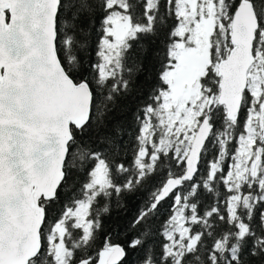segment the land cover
Returning a JSON list of instances; mask_svg holds the SVG:
<instances>
[{"label":"snow or ice","instance_id":"6c2138e0","mask_svg":"<svg viewBox=\"0 0 264 264\" xmlns=\"http://www.w3.org/2000/svg\"><path fill=\"white\" fill-rule=\"evenodd\" d=\"M47 2L51 33L37 29L34 42L43 56L50 39L66 80L86 92L87 112L81 122L68 120L62 176L53 196L40 197L41 244L29 264H59L49 243V237L52 243L61 240L54 231L57 224L66 230L67 264H101L106 250L112 253L110 264H264V127L257 115L264 94L256 99L246 90L237 117L238 131L246 135L243 126L251 109L260 133L253 145L254 153L261 149L255 175L250 171L253 156L242 165L249 169L242 179H226L236 161L234 139L215 176L204 178L211 168L205 146L221 125V117L208 105L197 126L206 120L211 131L195 171L186 177L185 150L177 151L173 143L185 133L177 138L179 121L168 130L161 107L170 91L164 75L175 65L176 42L188 35L176 33L184 19L181 8L189 10L186 0ZM202 3L206 0H197L198 6ZM213 3L231 21L243 0ZM248 4L257 24L255 63L256 51L264 55V0ZM42 11L37 0H0V40L26 28L34 12ZM202 91L211 94L215 89ZM169 180L178 182L168 187ZM83 204L87 215L79 223L73 213Z\"/></svg>","mask_w":264,"mask_h":264},{"label":"water","instance_id":"95a60500","mask_svg":"<svg viewBox=\"0 0 264 264\" xmlns=\"http://www.w3.org/2000/svg\"><path fill=\"white\" fill-rule=\"evenodd\" d=\"M37 2L42 13L34 12L30 25L0 40V264H29L40 247L44 219L40 197L53 196L62 176L68 120L81 122L87 112L86 92L66 80L51 52L50 39L43 56L34 42L37 29L51 33L52 20L50 3ZM3 23L0 14V26ZM256 27L251 6L243 0L230 23L231 48L217 64L216 103L224 107L230 121L240 111L254 65ZM195 85L196 81L190 87ZM210 131L206 120L197 127L186 153V177L195 171ZM177 182L169 180L168 187ZM111 256L108 250L102 252L101 264H110Z\"/></svg>","mask_w":264,"mask_h":264},{"label":"rangeland","instance_id":"374dc122","mask_svg":"<svg viewBox=\"0 0 264 264\" xmlns=\"http://www.w3.org/2000/svg\"><path fill=\"white\" fill-rule=\"evenodd\" d=\"M189 10L181 8V15L184 19L178 27V35L184 37L187 33L186 39L177 41L176 48L173 51V56L176 58L174 67L166 72L165 77L168 79L170 91L164 94L165 104L168 107L166 111V122L168 130L179 121L176 128V136L179 137L181 132L185 133L184 139H178L180 144L186 142L184 150L185 155L189 149L190 142L197 129L198 117L203 107L214 104L211 99L203 100L198 107H195V99L199 96V85L190 88L189 85L196 81L195 77H200L206 70L210 63V37L215 31L216 27L219 31L217 35L228 33L230 35V23L227 20V14L221 13L220 8L213 3V0H206V3L197 5V0H186ZM225 19H221V16ZM264 36V33H262ZM261 53V52H260ZM262 57L257 60L258 64L262 62ZM254 65L248 73L247 89L251 94H259L264 91V79H262L261 72ZM186 83L187 87H183ZM263 85V89L261 88ZM217 100V99H216ZM173 108V111L171 110ZM260 135L251 124L248 126V132L244 139L241 140L239 146V155L236 156L235 165L231 169H235V175H243L248 168L243 167L247 160L253 157V145L256 142V135ZM264 138V137H262ZM178 145L179 150L181 145ZM261 149L257 148L255 151V159L253 160L250 169L252 174H255L257 166L260 164ZM80 211V210H79ZM78 212L74 213L77 215ZM82 210L80 214H82ZM82 216V215H81ZM62 233V230H61ZM52 237H49V243L52 242ZM56 254L58 255L59 264H65L63 255V247L57 244Z\"/></svg>","mask_w":264,"mask_h":264},{"label":"trees","instance_id":"16d2710c","mask_svg":"<svg viewBox=\"0 0 264 264\" xmlns=\"http://www.w3.org/2000/svg\"><path fill=\"white\" fill-rule=\"evenodd\" d=\"M221 4H223V0H221ZM178 27L176 28V33H178ZM217 31H219V30L216 27L215 31H213V33L210 37V41H211L210 63L207 66L205 72L199 77V84H198L199 85L198 86L199 87V89H198L199 90V96H197L198 98H196L194 101V103H196L195 107H198L203 100H208V99L213 100L214 104H211V107L213 109H215L217 111V113L219 114V116L221 117V125L219 127H217V129L215 130V133L212 135V143L205 146L206 152L208 154V161L211 164V168L208 171L207 176L204 177L205 179H211L213 176H215L218 168L221 167L223 165V163L225 162V158H226L227 153L231 147V145L228 142L236 139V143L238 144V147H236V156H238L239 155L240 142L247 135V134L246 135L242 134L238 131L240 128V125L238 124V121H237L238 115L236 116L234 121L228 120L226 118V115H225L224 107L220 106L216 103V99L218 96V84H219V77L217 75V64L220 60L224 59L227 56V54L231 48L228 33H223V35H217L218 34ZM261 36H262V34H261ZM262 38H264V36H262ZM253 49H254V45H253ZM172 55H173V53H172ZM255 56L258 58L262 57V60L264 61V55H261L260 51H256ZM263 61L260 63L261 67L259 69L261 72V75H262V79H264ZM256 64H258L257 60L255 61L254 65H256ZM254 65L251 67V69L254 68ZM165 75H166V73H165ZM165 75H164V79L169 84L168 79L165 77ZM261 88L263 89V85H261ZM202 89H215V91H213V92H211V94H209L207 91H202ZM246 90H248V89H246ZM262 94H264V91L259 92V94H257V95L256 94H251V95L256 99H259ZM244 99H245V96L243 94V100ZM263 106H264V103H261L262 112L257 113V115L260 116V126L261 127H264V109H263ZM161 107L165 110V114H166V111H168V107L165 104V99H164V103ZM204 108H205V106L203 107V109ZM171 110L173 111V108H171ZM253 119H254V117L251 114V109H250L247 121L243 126L247 130V132H248L249 124L253 125ZM169 131H171V130H169ZM256 136H258V134ZM173 143H177L178 145L180 144L178 140L173 141ZM185 144H186V142H184L183 144H180L181 145L180 147L184 148ZM167 146L170 147V145H167ZM216 153H222V154L219 157H217ZM252 154H253V156L255 155V153H252ZM181 158L183 159V157H181ZM213 160H216V163H212ZM201 162H203V161H201ZM234 171H235L234 168L229 171V173L227 174V177H226L227 180L242 179L244 177L245 173L249 171V169H247V171L243 175H240V176L235 175ZM253 175H255V174H253ZM233 199H236V198L234 197ZM79 210L83 211L82 214H80ZM78 211H79V213L77 214L79 216L78 222L83 223L84 217L87 215V205L86 204L81 205L77 209L76 212H78ZM61 230H62V233H61ZM54 231L59 233L61 240L59 243H52L51 242L50 246L52 247L53 251L55 252V256H56L57 260H58V255L56 254L57 244L62 246L63 251H64V255H63V259H64V256H65L66 252L68 251L65 247V243L63 240V236H64V233L66 230L62 224H57ZM64 262H65V264H67V261L65 259H64Z\"/></svg>","mask_w":264,"mask_h":264},{"label":"flooded vegetation","instance_id":"af4514ba","mask_svg":"<svg viewBox=\"0 0 264 264\" xmlns=\"http://www.w3.org/2000/svg\"><path fill=\"white\" fill-rule=\"evenodd\" d=\"M194 80H196V85L194 86V87H196L197 84H199V77H198V76L195 77ZM184 84H185V83H184ZM184 84H183V85H184ZM189 87H190V85H189ZM190 88H191V87H190ZM263 109H264V106H263Z\"/></svg>","mask_w":264,"mask_h":264}]
</instances>
